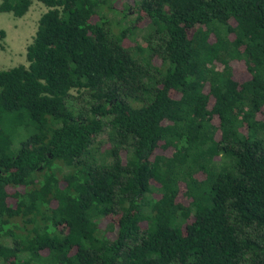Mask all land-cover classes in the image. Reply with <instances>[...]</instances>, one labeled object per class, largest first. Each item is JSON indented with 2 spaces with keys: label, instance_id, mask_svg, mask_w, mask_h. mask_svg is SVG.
I'll use <instances>...</instances> for the list:
<instances>
[{
  "label": "trees",
  "instance_id": "16d2710c",
  "mask_svg": "<svg viewBox=\"0 0 264 264\" xmlns=\"http://www.w3.org/2000/svg\"><path fill=\"white\" fill-rule=\"evenodd\" d=\"M38 1L0 69V264H264V0Z\"/></svg>",
  "mask_w": 264,
  "mask_h": 264
},
{
  "label": "rangeland",
  "instance_id": "374dc122",
  "mask_svg": "<svg viewBox=\"0 0 264 264\" xmlns=\"http://www.w3.org/2000/svg\"><path fill=\"white\" fill-rule=\"evenodd\" d=\"M47 7L38 0H32L28 11L21 17H16L9 12H0V69H7L18 64L27 65L26 47L32 41L36 32L38 19ZM112 12H107L106 16L113 17ZM135 17L131 13L126 19V23H131ZM141 28L137 30L136 37L141 38ZM135 41H131L134 46ZM158 62V61H157ZM71 95L67 102L80 107L84 104L85 96L75 89L71 90ZM27 132L22 130L20 135L23 137ZM108 137V131L103 130L96 138V141L105 143ZM14 147L18 146L17 138L14 139ZM66 171V168H64Z\"/></svg>",
  "mask_w": 264,
  "mask_h": 264
}]
</instances>
